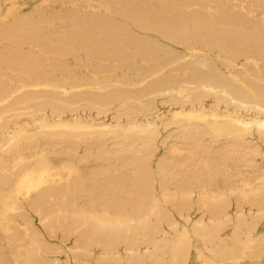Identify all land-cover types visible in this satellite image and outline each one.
<instances>
[{
    "label": "bare ground",
    "instance_id": "bare-ground-1",
    "mask_svg": "<svg viewBox=\"0 0 264 264\" xmlns=\"http://www.w3.org/2000/svg\"><path fill=\"white\" fill-rule=\"evenodd\" d=\"M0 15V264H264V0Z\"/></svg>",
    "mask_w": 264,
    "mask_h": 264
},
{
    "label": "rangeland",
    "instance_id": "rangeland-1",
    "mask_svg": "<svg viewBox=\"0 0 264 264\" xmlns=\"http://www.w3.org/2000/svg\"><path fill=\"white\" fill-rule=\"evenodd\" d=\"M3 19H2V16L0 15V21H2ZM158 109L159 110H161V112H163V111H165L166 110V106H164V105H162V104H159V107H158ZM164 134H162V136H163ZM261 233H263L264 234V231H262V227H259L258 229H257V231H256V238H258L260 235H261Z\"/></svg>",
    "mask_w": 264,
    "mask_h": 264
}]
</instances>
